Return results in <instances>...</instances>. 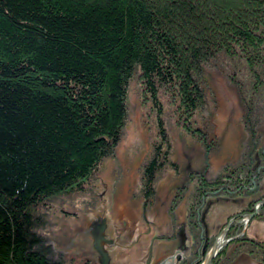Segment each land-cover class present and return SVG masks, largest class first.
Wrapping results in <instances>:
<instances>
[{
  "label": "trees",
  "instance_id": "1",
  "mask_svg": "<svg viewBox=\"0 0 264 264\" xmlns=\"http://www.w3.org/2000/svg\"><path fill=\"white\" fill-rule=\"evenodd\" d=\"M237 65L258 102L245 98ZM135 76L159 113L162 96L172 97L194 144L210 148V165L191 174L193 184L185 177L164 207L173 221L172 210L185 212L177 264H201L229 220L211 264H264V240L235 224L264 202V0H0V264H53L37 208L84 191L114 155ZM220 80L238 104L232 156L221 155L214 115L201 117L217 109ZM153 152L140 177L152 201L166 162ZM221 195L238 213L222 226L199 218L201 204L205 214L212 206L202 198ZM253 219L264 223V205Z\"/></svg>",
  "mask_w": 264,
  "mask_h": 264
},
{
  "label": "rangeland",
  "instance_id": "2",
  "mask_svg": "<svg viewBox=\"0 0 264 264\" xmlns=\"http://www.w3.org/2000/svg\"><path fill=\"white\" fill-rule=\"evenodd\" d=\"M233 72L245 88V98H252L258 102L260 96L256 94L251 96V79L242 65L235 66ZM131 82L124 136L114 155L103 162L84 191L55 198L47 205L37 208L38 212L42 207L45 229L41 236L44 237L46 250L48 252L54 250V253L50 255L53 264H100L99 256L93 250L90 235V225L98 218L105 220L106 228L103 235L107 242H111V245L105 248L110 264H162L169 263L172 258H174L173 264L180 261L179 253L184 245V239L181 236L184 237L186 233L184 228L180 230V226L185 221V212L181 214L177 209L172 210L171 214L177 213L173 221L171 218L168 219L164 207L175 197L177 201L181 191L184 192L182 186L184 187L185 177L192 179L191 174L205 165L207 167L210 165L209 154L205 153V150L209 151L210 148L207 149L201 142H199L200 145L194 144L196 141L191 136L192 133L185 127L189 126L185 111L174 104L172 97L162 96L161 102L164 108L159 113L157 105L148 98L142 88L139 77L135 76ZM220 86L222 89L220 91L223 92H220L221 101L217 109L205 108L200 115L207 121L214 115L215 123L211 127L218 137L217 144L221 155L232 156L234 139L231 136L235 130L234 115L237 113L238 104L233 92L229 91L222 80H220ZM158 118L164 121L166 134L164 138L159 128ZM157 147L161 149L158 157L166 158V162L159 175L161 180L158 193L156 185L154 199L150 200L148 202L150 206H147L150 210L157 198V229H155L149 224L151 215L146 213L147 220H145L142 214L144 198L141 194L140 177L143 166L153 158V150H157ZM164 151L168 153L166 156L163 155ZM192 152L193 154L196 152V158H201L197 160L192 156ZM190 158L195 159L192 171L189 168V162H192L189 161ZM211 170L213 171L214 168ZM189 171L190 176H187L186 173L189 174ZM130 180L133 181L132 186H130ZM193 183L194 179H192ZM213 194L216 193L213 192ZM129 196L135 197H132L129 202ZM202 199L212 202V206L205 214L207 207L201 204L197 210L198 217H201L203 221L207 219L211 225L222 226L228 217L238 213V210L234 209L236 203L233 205L231 203L232 206L229 208V203L224 202L225 195ZM260 203L255 205L254 214L246 215L235 222L236 225H244L243 231L246 232L247 229V236L250 239L259 241L264 240V223L253 218L262 207ZM127 216H131L132 220H128ZM232 223L233 220H229L226 227ZM248 224H250L249 227ZM224 229L222 228L215 237L201 264L205 262ZM226 233L222 239L221 248L227 243Z\"/></svg>",
  "mask_w": 264,
  "mask_h": 264
},
{
  "label": "water",
  "instance_id": "3",
  "mask_svg": "<svg viewBox=\"0 0 264 264\" xmlns=\"http://www.w3.org/2000/svg\"><path fill=\"white\" fill-rule=\"evenodd\" d=\"M260 205L263 206L264 202H261ZM248 218H251V216H248ZM237 223H239V222H237ZM105 228H106L105 220L100 219V218H98L96 221H94L90 225V235L92 237V247H93V250L99 256L100 264H110V258L108 256L105 248H106V246L111 245V242H107L104 238L103 234H104ZM228 229H229V227H226L223 230V232L220 234V236H218L213 248L211 249V251L209 252V254L206 258L205 264H211L213 259L217 256L219 250L222 247V246L217 245V241L219 238H222V239L224 238V235ZM244 233L245 232L242 231L241 235H243ZM177 260H179V258H177ZM173 261H174V258H172L169 263L163 262L162 264H173Z\"/></svg>",
  "mask_w": 264,
  "mask_h": 264
},
{
  "label": "flooded vegetation",
  "instance_id": "4",
  "mask_svg": "<svg viewBox=\"0 0 264 264\" xmlns=\"http://www.w3.org/2000/svg\"><path fill=\"white\" fill-rule=\"evenodd\" d=\"M129 182H130V186H132V182L133 181L130 180ZM132 197H135V196H131V197L129 196V200H128L129 202H130V200H132ZM143 201H144V207L142 209L143 210L142 214H143L145 220H147L145 215H146V213H149V215H151L150 216L151 217V221H149V224L153 225V228L157 229V198H156L155 203H153V207L150 210L147 208V206H150V204H148V202H150V200L149 199H144ZM123 211H124V209H123ZM158 218H159V216H158ZM127 219L128 220H132V217L131 216H127Z\"/></svg>",
  "mask_w": 264,
  "mask_h": 264
},
{
  "label": "bare ground",
  "instance_id": "5",
  "mask_svg": "<svg viewBox=\"0 0 264 264\" xmlns=\"http://www.w3.org/2000/svg\"><path fill=\"white\" fill-rule=\"evenodd\" d=\"M221 242H222V238H219L218 241H217V245H218V246H222V245H221ZM205 261H206V259H205ZM205 263H206V262H204L203 264H205Z\"/></svg>",
  "mask_w": 264,
  "mask_h": 264
}]
</instances>
